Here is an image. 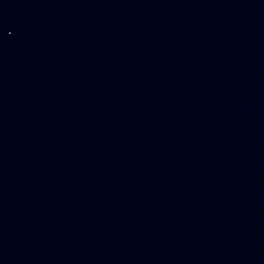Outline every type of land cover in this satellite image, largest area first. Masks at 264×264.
<instances>
[{"label": "water", "instance_id": "95a60500", "mask_svg": "<svg viewBox=\"0 0 264 264\" xmlns=\"http://www.w3.org/2000/svg\"><path fill=\"white\" fill-rule=\"evenodd\" d=\"M0 264H264V0H0Z\"/></svg>", "mask_w": 264, "mask_h": 264}]
</instances>
